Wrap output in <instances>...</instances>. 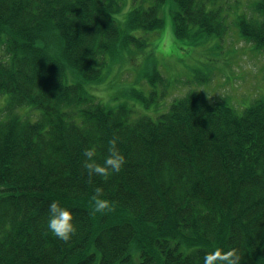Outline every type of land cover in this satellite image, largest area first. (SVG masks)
Instances as JSON below:
<instances>
[{
  "label": "trees",
  "instance_id": "obj_1",
  "mask_svg": "<svg viewBox=\"0 0 264 264\" xmlns=\"http://www.w3.org/2000/svg\"><path fill=\"white\" fill-rule=\"evenodd\" d=\"M228 1L140 0L126 20L137 32L122 33L124 0H0V264H203L215 247L264 264V97L239 111L189 90L155 119L86 83L122 47L149 46L166 3L189 37L224 33ZM239 1L241 34L264 49V0ZM114 135L126 165L88 184L84 149L103 160ZM95 186L114 212L90 215ZM53 200L77 225L68 243L47 231Z\"/></svg>",
  "mask_w": 264,
  "mask_h": 264
},
{
  "label": "rangeland",
  "instance_id": "obj_2",
  "mask_svg": "<svg viewBox=\"0 0 264 264\" xmlns=\"http://www.w3.org/2000/svg\"><path fill=\"white\" fill-rule=\"evenodd\" d=\"M139 1L124 0L116 13L122 33L137 32L128 28L126 20ZM241 3L249 5L250 1ZM169 6L164 5V24L151 44L139 49L122 47L117 55L109 57L103 79L86 82L92 83L89 94L105 104L133 109L132 116L141 113L155 119L189 90L202 91L211 101L228 100L239 111L264 97V49L256 48L241 34L239 0H229L223 7L224 33L189 37L176 35ZM4 57V45L0 43V58ZM155 68L163 81L150 79ZM26 115L35 118L37 113L30 110Z\"/></svg>",
  "mask_w": 264,
  "mask_h": 264
},
{
  "label": "clouds",
  "instance_id": "obj_3",
  "mask_svg": "<svg viewBox=\"0 0 264 264\" xmlns=\"http://www.w3.org/2000/svg\"><path fill=\"white\" fill-rule=\"evenodd\" d=\"M208 98L211 99L209 96ZM119 143V136L114 135L108 141L107 154L103 160L97 159L95 146L84 149L82 168L87 175L88 184L92 185L94 183V177H101L106 181L112 175L120 173L127 161L119 148ZM114 211L115 202L105 197L103 187L95 186L90 198V215H106ZM73 220L72 212L61 205L59 201L53 200L49 203L47 231L55 238L68 243L78 231ZM242 262L243 258L236 248L225 250L221 247H215L211 251H206L203 257V264H242Z\"/></svg>",
  "mask_w": 264,
  "mask_h": 264
}]
</instances>
